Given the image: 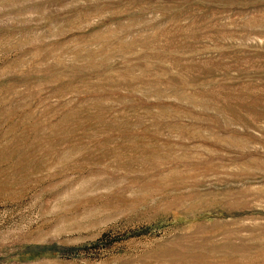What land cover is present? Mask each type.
Segmentation results:
<instances>
[{"label":"rangeland","instance_id":"374dc122","mask_svg":"<svg viewBox=\"0 0 264 264\" xmlns=\"http://www.w3.org/2000/svg\"><path fill=\"white\" fill-rule=\"evenodd\" d=\"M0 264H264V0H0Z\"/></svg>","mask_w":264,"mask_h":264}]
</instances>
